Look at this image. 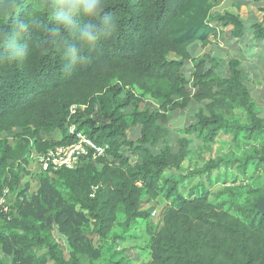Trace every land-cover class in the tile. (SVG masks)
Instances as JSON below:
<instances>
[{"label":"trees","instance_id":"obj_1","mask_svg":"<svg viewBox=\"0 0 264 264\" xmlns=\"http://www.w3.org/2000/svg\"><path fill=\"white\" fill-rule=\"evenodd\" d=\"M213 1L99 0L101 10L88 15L91 0H0V198L16 194L7 212L0 209V264H95L105 242L123 241L112 235L115 227L124 235L139 220L149 236L143 264L259 261L264 216L255 203L262 187L238 195L231 209L212 202L207 190L188 197L178 190L188 137L209 148L219 135H264L240 60L249 55L256 59L251 69L264 70V0H233L236 12L222 13L213 12ZM242 7L256 15L243 20ZM247 39L249 54L240 58H226L216 46L213 55L193 54L197 45L224 41L231 48ZM145 99L158 108L142 110ZM177 112L188 120L173 132L169 116ZM67 123L107 150L73 170L43 171L28 196L29 156L73 142ZM133 129L134 141L127 138ZM58 133V141L42 139ZM263 151L264 143L254 146L239 173L252 161L264 171ZM235 163L209 160L188 177ZM161 198L173 203L153 228V207L145 205Z\"/></svg>","mask_w":264,"mask_h":264},{"label":"rangeland","instance_id":"obj_2","mask_svg":"<svg viewBox=\"0 0 264 264\" xmlns=\"http://www.w3.org/2000/svg\"><path fill=\"white\" fill-rule=\"evenodd\" d=\"M233 0H214L213 12H226L235 11L232 4ZM243 20H247L249 16L256 15L254 8L242 7L238 11ZM233 47L229 48L224 41L219 43L213 42L207 48L202 49L199 45L193 48V54L195 58H199L202 55L209 54L213 55V48L216 46L220 53L226 58H240V55L246 56L249 54L248 39L245 42H241L238 45L239 53H234L233 48H236V42H231ZM240 54V55H239ZM245 59H249V62L240 59L243 65L247 68V77H249V86L251 90V96L259 111L260 117L264 118V70L260 64L254 70L251 69L250 63L255 62L256 59L247 55ZM142 110L149 108L156 110L158 105L154 104L151 100L145 99L140 105ZM169 127L171 131L182 130L187 125L188 115L187 112H177L174 115L169 116ZM238 122L245 124L244 116L238 115ZM246 132H241L238 136L232 137L230 135H219L209 148H202L201 145L190 136L193 143L191 145V153L182 164L181 174L176 177L178 178V190L182 196L188 197L189 191H201L207 190L210 193V200L212 202L224 203L226 208L231 209L236 203L238 195H245L250 189L260 188L264 183V171L256 168L254 162L248 164L244 175H241L237 169V166L242 164L246 157L252 156V149L254 146H259L264 143V135L259 140L250 141L246 139ZM173 139L171 141L172 147L174 148V133L172 134ZM61 135L58 134H42V139L48 142H55L60 139ZM130 140H136L138 138V129H133L127 135ZM199 145V146H198ZM175 149V148H174ZM37 154L32 153L28 159L27 171L28 175L25 180L29 182L28 196L35 194L38 190V175L43 174L39 163L36 159ZM216 158L239 160V164H236L226 168H219L213 172L209 177L202 176L197 178H189L188 175L196 169L202 168L204 163L209 160ZM177 175V174H176ZM227 190V194L224 197L217 198L216 194ZM241 200V199H239ZM238 200V201H239ZM16 201V194L7 193L5 191L4 196L0 198V209L7 212ZM173 200L166 201L164 198L158 200L155 203H149L145 205V209L153 207V211L156 212L155 216L151 215V224L153 228H157L160 225V214L162 210L171 205ZM152 214V213H151ZM147 223L139 220L128 233L123 235L120 228L115 227L113 230V236H124L123 241H114L109 239L104 243L101 252V257L95 262V264H108L111 261H117L122 259L128 264H143L149 260L148 245L149 236L146 231Z\"/></svg>","mask_w":264,"mask_h":264},{"label":"built area","instance_id":"obj_3","mask_svg":"<svg viewBox=\"0 0 264 264\" xmlns=\"http://www.w3.org/2000/svg\"><path fill=\"white\" fill-rule=\"evenodd\" d=\"M76 107L71 108V113L76 112ZM68 134L73 137V142L68 145L54 146L44 152L36 153V159L42 171L57 172L59 170H73L85 161H93L104 155L106 145H97L83 132L78 131L76 125L67 123ZM156 212H152L155 216Z\"/></svg>","mask_w":264,"mask_h":264},{"label":"clouds","instance_id":"obj_4","mask_svg":"<svg viewBox=\"0 0 264 264\" xmlns=\"http://www.w3.org/2000/svg\"><path fill=\"white\" fill-rule=\"evenodd\" d=\"M85 12L88 15H96L100 10L101 6L99 4V0H91V3H88L84 6ZM109 18H105V22L108 21ZM94 27V26H93ZM89 41L93 40L94 38L92 37L91 33L85 32L84 34Z\"/></svg>","mask_w":264,"mask_h":264},{"label":"water","instance_id":"obj_5","mask_svg":"<svg viewBox=\"0 0 264 264\" xmlns=\"http://www.w3.org/2000/svg\"><path fill=\"white\" fill-rule=\"evenodd\" d=\"M261 162L264 164V151H263V155L261 158ZM262 188L264 190V183H263ZM255 208H256L257 214L264 216V195L256 201ZM256 264H264V250L261 252L259 261Z\"/></svg>","mask_w":264,"mask_h":264},{"label":"crops","instance_id":"obj_6","mask_svg":"<svg viewBox=\"0 0 264 264\" xmlns=\"http://www.w3.org/2000/svg\"><path fill=\"white\" fill-rule=\"evenodd\" d=\"M229 47V46H228ZM230 48V47H229Z\"/></svg>","mask_w":264,"mask_h":264}]
</instances>
